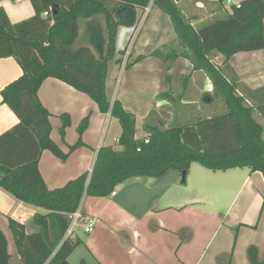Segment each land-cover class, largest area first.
I'll return each instance as SVG.
<instances>
[{
  "label": "trees",
  "instance_id": "obj_1",
  "mask_svg": "<svg viewBox=\"0 0 264 264\" xmlns=\"http://www.w3.org/2000/svg\"><path fill=\"white\" fill-rule=\"evenodd\" d=\"M29 1L34 15L14 24L0 7V58H14L22 70L0 92L2 103L18 119L0 135V188L18 202L47 212L33 216L36 231L32 233L8 218L19 264H44L47 260L49 264H68V257L80 244L75 234L65 236L69 216L84 196L108 197L130 178H159L174 170L185 180L193 163L213 172L247 167L264 178L263 129L254 118L259 115L264 119V87L249 90L211 60L221 55L222 65L226 66L238 53L264 52L263 0L232 4L230 15L197 27L182 15L175 3L178 0H153L169 17L181 45L179 53L155 51L153 55L161 58L167 69L179 57L188 59L194 71H202L209 78L224 111L171 126L152 111L145 118L146 135L140 139L135 138L134 116L119 101L109 102L105 80L109 62L125 51L118 52L115 47L118 27L135 26L137 10L144 11L152 0ZM81 21L86 22L88 40L86 45L76 47ZM142 58L137 57L135 62ZM47 78L58 79L86 94L102 114L115 118L121 129L115 145L97 150L90 173L53 190L46 187L38 171L40 156L48 150L66 160L67 154L50 139L51 115L38 99V90ZM157 98L173 103L180 96L175 98L166 91ZM88 117L82 120L80 133L87 128ZM59 119L63 136L70 120L68 115ZM82 145L79 140L69 146V151ZM10 258L6 236L0 230V264H9ZM247 258L250 264H264L254 246L248 247Z\"/></svg>",
  "mask_w": 264,
  "mask_h": 264
},
{
  "label": "crops",
  "instance_id": "obj_2",
  "mask_svg": "<svg viewBox=\"0 0 264 264\" xmlns=\"http://www.w3.org/2000/svg\"><path fill=\"white\" fill-rule=\"evenodd\" d=\"M231 1L237 4L243 0ZM175 3L193 27L228 16L231 13L226 0L221 3L216 0H178ZM0 7L5 10L13 24L34 15L29 0H0ZM147 8H149V12L145 13ZM147 8L144 11L137 10L138 21L135 26L118 27L115 47L118 52L127 48L124 52L128 53V61L143 57L139 62V67L142 64H147L149 67L147 71H153L156 74L158 73L156 71H160L163 74L164 61L154 56L153 53L161 51L163 54L168 50L177 52L174 49L181 51V45L169 17L154 5L153 0ZM85 23V21H81L80 28L82 25L84 26L86 45L88 37ZM80 32H82L81 29ZM116 58L121 60V55L118 54ZM181 59L185 60L190 68V72H185L181 80L187 79L189 84L171 92L173 97L180 96L175 99V102L169 103L166 100H161L170 107L174 106L178 100H180L178 104L182 103V98H185L184 95L190 91L201 89V92L206 95L212 91L209 78L202 71H194L188 59L177 58L172 62L170 69ZM212 62L221 67L227 76L235 78L238 84H242L249 90L264 87V68H255L258 63H264L263 51L238 53L228 61L226 66L222 65L221 55H214ZM118 65L114 62L109 63L105 80V92L111 104L117 98L112 100L111 97L109 98V75L112 68H116ZM21 74L22 70L14 58H0V92ZM204 79L208 80L205 88L202 87ZM162 83L166 89L164 81ZM190 83L191 86H189ZM155 87L158 88V78ZM151 91L154 97L158 90L153 91L152 89ZM118 97L122 105L125 101L136 99L125 95ZM38 99L51 115L49 119L50 139L63 153H66L68 147L76 141L74 128L78 122L90 116L88 126L82 136V140L88 148L82 147L75 150L66 160L57 158L48 150L42 152L38 162V171L46 187L53 190L64 186L68 181L74 180L84 173H90L97 150L102 146L115 145L121 129L118 121L112 118L109 113H100L96 104L86 94L78 92L58 79H45L38 90ZM138 100L136 99L137 102ZM211 103L213 102H203L202 106L206 109L210 108V112L216 110L211 108ZM149 110L150 108L140 116L144 122ZM166 112L168 117L164 123L170 125L173 121V114L168 110ZM61 115H68L71 121L66 128L64 141H60L55 136L56 129L60 126L59 116ZM254 118L263 129L262 139L264 140V119L259 115H254ZM161 121L163 122V120ZM167 121L169 122L167 123ZM17 123V117L7 105L2 103L0 94V135ZM164 174L159 178H130L114 189V196H84L79 209L84 216L94 218L95 224L90 233H84L81 229L75 230L74 234L80 240V244L68 257V264H250L247 258V249L250 246L256 248L259 260H264V178L260 172H251L247 167L213 172L216 181L222 182L223 187L215 190L216 194L210 196L215 199L216 203L226 201L228 197L229 204L227 206L226 201L225 208L228 207L226 214L218 215V217L209 215L212 219L208 221L196 215L199 210L194 208L201 204L196 190L189 198L190 200H186L173 193L167 195L161 186H154L153 181L159 180ZM185 182L186 178L184 181L182 179L181 183L185 184ZM232 184L236 186V190L228 195V189ZM145 186L150 187L147 192L142 190V187L145 188ZM172 188L174 187L172 186ZM140 190L143 193H140ZM46 213L42 208L18 202L0 188V230L6 236L11 258L8 234L11 241L13 239L8 229V218L24 225L27 233H32L36 231L32 224L33 216ZM190 214H193L191 220L189 219ZM210 224L217 225V228L208 240L205 249L201 250L199 243L208 236L206 231L212 227ZM217 230L222 232L224 240L221 246L212 250L210 241L214 235H217ZM233 231L236 232L235 238ZM207 249H211V251ZM14 252L16 262L19 264L15 246Z\"/></svg>",
  "mask_w": 264,
  "mask_h": 264
},
{
  "label": "rangeland",
  "instance_id": "obj_3",
  "mask_svg": "<svg viewBox=\"0 0 264 264\" xmlns=\"http://www.w3.org/2000/svg\"><path fill=\"white\" fill-rule=\"evenodd\" d=\"M80 29L82 32L79 33L80 36L77 39V43H75V46L77 45L76 47L83 46V45H85V42H86L84 32H83L84 26L82 25ZM174 50H176L178 53L180 52L178 49H174ZM168 51L172 52L171 50H168ZM117 55L118 54H116L114 59L109 62V63L114 62V63L119 64V65L116 68H112L111 73L109 75V77H110L109 78L110 88L108 90V94H109V98L111 97V100L113 98H115V99L117 98L116 101H119L122 108L126 112H128L134 116V119H135V136H137V138L144 137V121L142 120V118L140 116L142 114H144L149 108H150V110L148 111V114L152 111H155L156 112L155 113L156 118L163 120V122L165 120H167V117H168V113L166 112L167 110L171 114H173V121L171 124L169 123L170 124L169 126L176 125V124L178 125L180 123L189 124L193 120L194 121L197 120L199 117L200 118H207V117H209V116L211 117L215 114L223 113L224 107H223L222 103L219 101V98H217L214 95L213 89L210 93H208V95H206L205 93H202L201 89L198 91H190L187 95H184L185 98H182L183 99L182 103L178 104V101H180V100H178L176 102V104L172 107H170L167 103H165V101H161L157 98L158 95H160L161 93H164L166 91L167 92H169V91L173 92L174 90L182 88L183 86L185 87V85L188 86L189 83H188L187 79L181 80L182 75H185V72H187V73L190 72V68H188L185 60H182V59L178 60L176 62V65H174V66L172 65L173 67L171 69L170 68L167 69L166 65L163 63V65H162L163 74L160 71H156V72H158L156 74L153 71H147L149 68L147 64H142L139 67L138 65H139L140 60L135 62V59H133V60L129 59V61H128V59H127L128 55L125 52L123 54H120L121 60H119V63H118V62H116L118 60L116 58ZM122 55H123V58H122ZM211 60H212V58H211ZM127 63L129 64L128 66H126ZM132 63H134V64H132ZM255 68L256 69H261V68L263 69L264 63H258L257 65H255ZM157 78H158V88L156 89L155 83L157 81ZM208 80L207 79L203 80V84H202L203 88H205V85L207 84ZM163 81L165 83V86L167 87L166 89H164L165 87L163 86V83H162ZM200 82H202L201 79H200ZM199 85H200V83H199ZM189 86H191V83ZM152 89H153V91L158 90V91H156L157 93L154 97H153V93L151 91ZM123 95H125L131 99L136 98L139 100H138V102L136 101V99L131 100V101H125L124 105H122L118 96H123ZM175 98H177V96H175ZM202 101L205 103L213 102L210 104V106H212L211 107L212 109L214 108L216 110H212L210 112L209 111L210 108H207V109H206V107L203 108V106H202L203 102ZM96 107L98 109L97 104H96ZM98 111H99V109H98ZM148 114H147V116H148ZM89 117H88V121L90 119ZM169 117L171 119L172 115ZM182 117H184V118H182ZM69 120H70V118H69ZM82 120L79 121L78 124L76 125V127L74 128L75 135H76V141L73 145H75L79 140L83 143V145L76 148L75 150L82 148V147L88 148L82 140V136L84 134L83 132L85 130L82 133L79 132V127L81 125ZM168 122L169 121H167V123ZM60 128H61V120H60L59 128L56 129L55 136L57 138H59L60 141H64L65 133H66L67 129L65 128L64 135L61 136L60 132H59ZM73 145H71V146H73ZM116 148L120 149L119 146H117ZM74 151H72V152H74ZM72 152L69 151V147H68V151L65 154H67V157H68ZM181 181H182V175L180 173L170 171V172H167L166 174H164V176L162 178H160L159 180H156L153 182H154V186H156V187H158V185L161 186L162 190H164L167 195L170 193H173L175 196L180 195V196L184 197V199H186V200H190L189 198H191V196L193 195V192H195L194 190H196L197 195H199V197L201 199L200 200L201 204L196 205L194 209L199 210L196 212V215L198 217L205 218L206 221L212 219V217L209 215H217V217H218V215H222L224 213L226 214L228 207L225 208V205H226V201H227V206L229 204L228 197L226 198V201H222L221 203L220 202L216 203L215 199L211 198V196H210L211 194H216L215 190L223 187L222 182L216 181L215 176H214L212 171L207 170V169L203 168L202 166H200L199 164L195 163V164H193L192 168L190 169V172H188V175L186 176L185 184H182ZM227 185H230V184H227ZM172 186L174 188H172ZM145 188L142 187V190H144L146 192L148 191V189H150L149 186H145ZM169 189H172V190H169ZM142 190H140V193L142 192ZM202 190H203V192L201 193ZM235 190H236V186L234 184H232L228 189V191H229L228 195L230 193H232V191H235ZM118 193H119V191H118ZM140 193H136V194H140ZM182 200H183V198H182ZM192 216H193V214L189 215L190 220L192 219ZM219 217H221V216H219ZM210 225L212 227H210L209 230L206 231V233H208V236L205 237L199 243V245H200L199 248L201 250L205 249V246H206L208 240L210 239L211 235L215 232V230L217 228V225H215V226L212 224H210ZM83 228L84 227L81 226L77 229H81L83 231ZM28 232H30V231H28ZM216 234L217 235H214L210 241L211 245L213 247L212 250L223 244L224 236H223L222 232L217 230ZM235 234H236V232L233 231L234 238H235ZM8 236L10 239L9 251L12 254L10 264H17L16 257L14 255L15 254L14 244H13V241H11L9 234H8ZM231 247L233 248V244L231 245ZM207 250L211 251V249H207Z\"/></svg>",
  "mask_w": 264,
  "mask_h": 264
},
{
  "label": "built area",
  "instance_id": "obj_4",
  "mask_svg": "<svg viewBox=\"0 0 264 264\" xmlns=\"http://www.w3.org/2000/svg\"><path fill=\"white\" fill-rule=\"evenodd\" d=\"M226 4H227V6H230L234 3H232L231 0H226ZM235 5L238 6V3ZM148 12H149V8H147L145 10V13H148ZM126 54L128 55V53H126ZM147 142H148V140L145 139L144 144H146ZM137 151H139V149ZM111 195L114 196L115 192H112ZM69 219H70V223H69L68 230L66 231V234H65L66 237L72 236L74 234L75 230L81 226L84 227L83 228L84 233H90L94 224H95V219L84 216L83 213H81L79 207L74 213H72L69 216ZM49 261L50 260H47L44 264H49Z\"/></svg>",
  "mask_w": 264,
  "mask_h": 264
},
{
  "label": "water",
  "instance_id": "obj_5",
  "mask_svg": "<svg viewBox=\"0 0 264 264\" xmlns=\"http://www.w3.org/2000/svg\"><path fill=\"white\" fill-rule=\"evenodd\" d=\"M184 181V180H183Z\"/></svg>",
  "mask_w": 264,
  "mask_h": 264
}]
</instances>
